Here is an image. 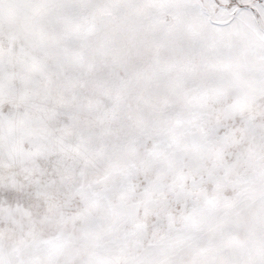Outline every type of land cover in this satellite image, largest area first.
I'll use <instances>...</instances> for the list:
<instances>
[{"label": "snow or ice", "instance_id": "snow-or-ice-1", "mask_svg": "<svg viewBox=\"0 0 264 264\" xmlns=\"http://www.w3.org/2000/svg\"><path fill=\"white\" fill-rule=\"evenodd\" d=\"M0 264H264V0H0Z\"/></svg>", "mask_w": 264, "mask_h": 264}]
</instances>
